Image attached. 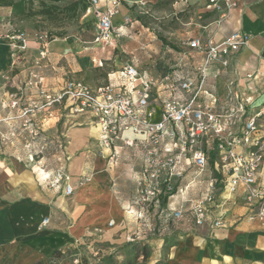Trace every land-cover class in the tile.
Returning a JSON list of instances; mask_svg holds the SVG:
<instances>
[{
	"label": "crops",
	"instance_id": "1",
	"mask_svg": "<svg viewBox=\"0 0 264 264\" xmlns=\"http://www.w3.org/2000/svg\"><path fill=\"white\" fill-rule=\"evenodd\" d=\"M193 2H197L196 7H193V16L184 22L185 28L179 31V37L171 35L170 39L179 41L184 38L181 52L172 55V63L167 65L166 69L161 63H157L148 70V74L155 81L152 104L160 106L169 97L168 91L163 87L164 78L169 73L179 69L182 73H190L202 59V54L188 47L189 39L195 36L205 38L206 35L212 34L216 41H220L233 30H239L247 33L248 39L235 54L234 62L227 70L223 69L214 80L218 103L219 105L225 103L226 83L237 79V88L244 97L251 100L253 107H264V0H243L240 9H234L228 18L219 22L218 13L206 7L204 0ZM105 6L106 1L101 0L98 5L90 6L85 15L94 9V15L97 16V12L102 11ZM10 10L11 13L18 14L21 7L19 5L17 11L13 8ZM202 12L213 18L203 22ZM117 14L113 17V25ZM123 16L129 19L128 14L124 13ZM2 17L4 19L0 25V131L8 132L11 128H21L24 122L20 115L21 108L39 100L40 88L56 91L70 78H80L93 89L122 81L118 77V71L124 65L107 71L104 83L91 84L84 79L87 69H91V66L101 67L107 64L108 60L109 66H112V56L107 55L110 50L105 49L104 42H94V45L75 48L73 42L65 38L46 40L23 30L26 35V47L19 50L10 44L9 37L15 30L10 24L9 16ZM132 26L133 23H124L114 27V39L110 41L113 48L119 47L115 36L126 34ZM137 66L141 69L140 65ZM38 78L41 79L39 83ZM13 97L18 99L16 108L9 105ZM63 114L68 116L73 113L68 112L64 106H56L34 111L29 116L39 129L34 149L41 144H44L46 149L50 147L48 152L50 160L60 159V155L63 154L56 148L59 141L56 135V119ZM75 114L83 115V119H89L92 124L68 128L67 149L71 156L66 158L65 171L74 185L73 192L69 195L61 189L48 187L51 193L41 189L33 171L29 169L32 165L29 153L22 147L20 137H14L6 143L0 141V248L21 247L26 244L49 250L52 246L73 237V229L62 228L60 232L54 229L57 222L55 214H61L62 219L68 223L74 214L81 211L74 223L80 225L82 230L92 224H104L101 236L106 239L112 237L117 243H123L131 240L132 234H136L139 240L145 239L152 250V255L160 256L159 263L156 257H152L146 264H264V221L246 218L252 208L244 199L242 186L238 187L229 200L214 209L211 217L221 218L222 226L210 227L208 224L197 226L184 216L177 220L175 231L171 234L168 226L162 227L161 232L157 234L148 235L146 228L140 233L132 211L127 210L133 207L131 204L135 201L127 196L121 183L119 188H115L116 184L112 182L114 173L109 168L107 157L99 154L93 156L90 162L85 161L87 158L85 155L90 150L94 152L98 147V150H102L95 119L87 111ZM260 130L264 134V118L261 119ZM90 137L91 145L88 141ZM122 148L124 146L121 142L115 144L116 153ZM102 152L109 154V151ZM56 165L46 171L53 174L58 168ZM43 172L44 170L40 169L38 174L42 175ZM83 174L89 176L86 181L81 178ZM259 175L260 178L264 177V160L259 168ZM166 208L170 209L168 206ZM162 211L164 210L160 212ZM47 215L51 216V224L41 229L42 217ZM110 220L113 221L112 225L108 224ZM122 224L131 225L128 226L129 229L135 226L138 230L134 228L136 230L131 234L128 228H119L115 229V232L119 230L115 235L113 227ZM167 235L173 236V242L165 246L164 237ZM118 264L124 263L119 259Z\"/></svg>",
	"mask_w": 264,
	"mask_h": 264
},
{
	"label": "built area",
	"instance_id": "2",
	"mask_svg": "<svg viewBox=\"0 0 264 264\" xmlns=\"http://www.w3.org/2000/svg\"><path fill=\"white\" fill-rule=\"evenodd\" d=\"M100 1L91 0V6ZM105 1V8L97 12L95 20L97 42L111 39L113 17L121 3ZM204 2L218 13L219 22L234 9H240L243 0ZM9 38L16 49L26 47L24 31H14ZM247 39V33L239 30H233L220 41L212 34L189 39L188 47L202 54V59L192 72L182 73L179 69L164 78L163 87L169 97L160 106L152 104L154 79L134 63H127L118 71L122 80L119 83L93 89L81 79L70 78L56 91L40 88L39 100L21 108L20 115L24 118L21 128L0 131V141L23 138V147L30 161H34V156L45 148L41 144L34 149L39 135L38 127L29 117L34 111L56 106H64L70 113L87 111L97 123L99 145L109 151L105 154L109 159L116 153L117 142L142 151L141 193L145 195L141 202L146 207H160L161 199L165 198L175 220L186 216L197 226H222L221 218L211 217L213 211L242 186L244 199L252 208L246 218L264 221V177L259 175L264 160V134L260 130L264 107H253L251 100L237 88V79L226 83L225 103L219 105L214 82L234 62L235 54ZM17 104L18 99L13 97L9 105L16 108ZM209 162L213 174L201 180ZM87 179L84 177V181ZM42 180L51 189H61L67 195L73 192L74 185L61 167L53 174L45 172ZM47 222L45 217L41 223ZM145 227L150 232L155 230L149 221H145Z\"/></svg>",
	"mask_w": 264,
	"mask_h": 264
},
{
	"label": "rangeland",
	"instance_id": "3",
	"mask_svg": "<svg viewBox=\"0 0 264 264\" xmlns=\"http://www.w3.org/2000/svg\"><path fill=\"white\" fill-rule=\"evenodd\" d=\"M5 1H10V5H5ZM44 1L47 4H66L70 0L59 2ZM86 2L90 7L91 0H86ZM120 2L114 27L121 26L124 23H133V26L129 28L126 34L115 36L119 47L115 46L113 48L112 44H110V41L114 39L115 29L111 39L108 41L109 43L104 42L106 44L105 49L107 51L108 49L110 50L107 55L112 56V66H109L108 62L110 61L108 60L106 61L107 64H103L101 67L91 66V69H87L86 76L83 77L91 84L104 83L107 71L127 63L140 65L141 70L146 73H149L148 70L155 67L157 63H161L166 69V66L172 63V55L179 51L181 52L184 40L182 37L179 41L178 39L172 41L170 40L171 35L179 37V31L185 28L184 22L193 16V7H196L197 3H194L193 0H120ZM19 5L21 11L18 14L11 13L10 9L13 8L17 11ZM89 7L84 11L76 12L63 9L58 18H53L38 13L29 15L27 11H37L41 8L39 0H0V25L2 24V19H4L2 16L8 15L10 24L15 31L26 30L46 40L65 38L73 42L75 48H81L87 45H94V42H97L95 41L96 16L94 15V9H91L90 13L85 15ZM124 13L129 15L128 21L123 16ZM201 15L203 22L213 18L205 12H202ZM77 76L82 77L80 75ZM56 121V135H58L59 140L56 143V148L58 151H62L63 154L60 155V159L50 160L48 155L50 147L44 148L41 154L34 156V161H31L32 165L29 166V169L33 171L35 180L46 193H51V191L46 183L41 180L44 172L54 168L56 164L57 167L66 170V158L71 156L67 149L69 144L68 128L92 124L89 119H83V115L75 113L68 116L64 114L58 116ZM20 141L23 147L24 139L21 138ZM88 141L90 142L89 145H91V137ZM98 149L99 147L94 152L90 150L85 155L87 157L85 161L90 162L95 155H105L102 150ZM118 150V153L113 151L115 155L112 159H109L108 155L105 156L107 157V163L109 162V168L114 173L112 182L116 184L115 188H119L121 183V187L125 189L127 196L135 201V203L131 204L133 207H129L127 210L132 211L140 233L146 228L145 221H149L153 224L155 230L154 232L147 231L148 235L161 232V228L165 226H168L167 228L171 231V234L175 231L178 221L172 218L171 210L166 208L165 198L161 199L163 202L160 207H146L141 202V197L145 195V192L141 193L143 187L141 173L144 167L142 151L139 148L131 147H124ZM39 168L44 170L42 175L38 174L40 173ZM212 174L213 169L209 162L200 178L205 180ZM84 177L89 178L86 174L81 176V178ZM161 210L164 211L161 213ZM79 213L81 211L74 214V217H71L72 222L70 220L68 223L62 219L61 214H55L57 222L54 229L59 232L62 228L73 229L72 239L52 246L49 250L35 248L26 244L21 247L0 248V264H118L119 259L124 264H146L152 257H156V261L159 263L160 256L152 255V250L146 240H139V238H136V234H132L137 229L135 226L130 229L128 226L130 227L131 225L114 226V232L115 229L128 228L129 233L132 234L131 240L117 243L112 237L111 239H106L101 236L103 228H105L104 224H92L87 227L88 229L83 228L82 230L80 225L74 223ZM45 217H48V222L43 224L41 222ZM42 220L40 222L41 229L51 224V216H43ZM164 220L167 221L165 222ZM117 231L119 230H116L115 235H117ZM164 242L165 246L172 244L173 236H165ZM56 249L62 250V252H54Z\"/></svg>",
	"mask_w": 264,
	"mask_h": 264
},
{
	"label": "trees",
	"instance_id": "4",
	"mask_svg": "<svg viewBox=\"0 0 264 264\" xmlns=\"http://www.w3.org/2000/svg\"><path fill=\"white\" fill-rule=\"evenodd\" d=\"M39 2L41 5V8L37 11H34V10L32 12H30V10L27 11L29 15L38 13V14L47 15L49 17L58 18V15L63 9L72 10L76 12V11H84L87 7H89L88 6L89 4L86 2V0H70L66 4H59V3L47 4L44 0H39ZM4 4L10 5V1H5ZM54 252L60 253L62 252V250L56 249L54 250Z\"/></svg>",
	"mask_w": 264,
	"mask_h": 264
}]
</instances>
